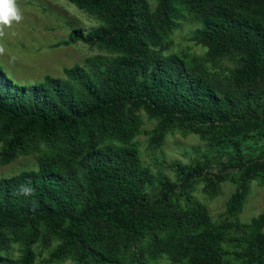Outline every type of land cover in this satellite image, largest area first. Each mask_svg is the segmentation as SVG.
Wrapping results in <instances>:
<instances>
[{"label": "trees", "instance_id": "16d2710c", "mask_svg": "<svg viewBox=\"0 0 264 264\" xmlns=\"http://www.w3.org/2000/svg\"><path fill=\"white\" fill-rule=\"evenodd\" d=\"M79 7L97 10L105 25L85 35L73 30L66 43L77 39L102 41L124 50L109 69L101 85L94 84L77 66L63 68L67 80L45 75L39 83L14 82L0 67V141L9 135L0 151V163L6 164L27 144L37 138L50 141L62 137L71 159L82 152L80 138L92 140L107 131L130 138L131 128L124 118L126 107L143 106L159 118L160 129L173 126L201 133L217 148L232 146V167L239 177L231 198L237 209L257 170L264 175V160L246 159L233 140L252 124H242L250 105L237 113L228 92L221 98L203 77L190 73L177 56L159 58L150 43L156 41L144 0H69ZM157 0V17L172 25L174 4L179 2L193 17H201L196 36L211 57L228 53L241 55L238 79L244 84H264V0ZM244 13L246 16L242 15ZM78 86V88L76 87ZM82 91V93L80 92ZM80 92V93H79ZM264 113V95L256 101ZM130 123H136L130 118ZM79 142V144H75ZM91 150L74 163L52 158L42 160L35 170H22L0 178V229L6 225L36 226L43 222L48 231L62 238L56 255L75 249L89 264H120L119 246H129L150 232L169 231L176 237L171 244L155 241L158 250H167L188 264H223L219 255V231L205 230L177 238L186 226L202 221V213L163 211L173 196L188 197L194 181L206 180L216 188L223 169L209 172V164H177L183 174L180 181L161 180L151 191L145 188L146 174L137 166V150ZM31 182L35 195H17L19 185ZM136 208V210H135ZM101 219L104 224L95 222ZM264 217L251 220L253 262L264 264ZM35 254L30 243L20 264H33ZM136 264H146L139 255ZM0 264L13 260L0 256Z\"/></svg>", "mask_w": 264, "mask_h": 264}, {"label": "rangeland", "instance_id": "374dc122", "mask_svg": "<svg viewBox=\"0 0 264 264\" xmlns=\"http://www.w3.org/2000/svg\"><path fill=\"white\" fill-rule=\"evenodd\" d=\"M151 24L156 34V41L150 43L152 54L159 58L179 57L185 68L192 74L203 77L212 84L222 98L228 92L237 106V113L250 105L253 113L242 120V124L251 123L233 140L246 159L254 157L264 160V113L260 112L255 101L264 95V84L255 82L244 84L238 79L241 55L228 53L220 57H211L207 47L199 41L196 30L200 28L201 17H193L179 2L174 4L175 16L172 25H166L157 17V0H144ZM219 1L213 2L217 7ZM23 13L20 23H13L4 30L0 37V46L5 53L0 55V67L14 82L23 85L39 83L45 75L67 80L63 68L79 66L96 84L101 85L110 67L122 56L124 50L108 46L98 40L83 41L77 39L66 43L70 33L75 30L85 35L104 26L105 19L97 10L79 7L69 0H17ZM242 15L246 16L244 13ZM78 88V86L76 85ZM82 93V91L80 90ZM79 92V93H80ZM124 118L131 128L130 138L125 139L119 132L107 131L94 140L86 135L80 138L82 152L71 159L62 137L50 141L37 138L30 141L25 151L20 152L6 164L0 163V178L9 177L22 170H35L42 160L62 158L74 163L81 155L92 148L103 151H120L128 147L137 150V166L146 174L145 188L151 191L161 180L180 181L183 174L176 169L177 164H209V172L223 169V179L216 188L206 180L194 181L188 197L173 196L162 208L176 214L197 210L202 213V221L186 226L179 231L177 238H184L205 230L219 231V255L223 264H261L253 262L249 255L252 235L249 225L251 220L264 217V175L257 170L248 182L247 192L237 209L231 207V198L235 191L239 172L232 165V146L217 148L209 138L201 133L173 126L161 130L159 118L147 113L143 106L126 107ZM134 118L136 123H130ZM0 141V151L4 147L8 134ZM79 144V142H75ZM136 210V208H135ZM95 222L104 224L101 219ZM264 232V226L261 228ZM176 237L169 231L150 232L142 239L129 246H119L120 264H136L141 255L146 264H188L187 259L177 260L165 250H158L155 241L171 244ZM30 243L35 258L33 264H89L87 259L79 258L75 249L66 254L56 255L63 245L62 238L51 234L43 222L36 226L6 225L0 229V256L20 264L25 247Z\"/></svg>", "mask_w": 264, "mask_h": 264}, {"label": "clouds", "instance_id": "9594fccd", "mask_svg": "<svg viewBox=\"0 0 264 264\" xmlns=\"http://www.w3.org/2000/svg\"><path fill=\"white\" fill-rule=\"evenodd\" d=\"M23 20V13L17 0H0V37L4 35V30L10 28L13 23H20ZM5 53V48L0 46V55ZM35 188L31 182L21 184L18 187L17 195L30 197L35 195Z\"/></svg>", "mask_w": 264, "mask_h": 264}]
</instances>
